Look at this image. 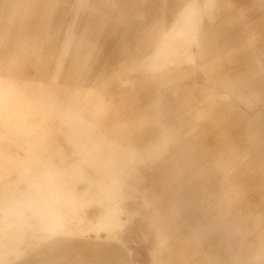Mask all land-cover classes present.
<instances>
[{
  "label": "crops",
  "instance_id": "obj_1",
  "mask_svg": "<svg viewBox=\"0 0 264 264\" xmlns=\"http://www.w3.org/2000/svg\"><path fill=\"white\" fill-rule=\"evenodd\" d=\"M60 2L0 0V91L10 93L13 97L12 111L6 109L0 97V203L7 197L8 190H13L14 199L27 194L32 197L34 187L62 190L56 193L61 205L57 207L56 215L67 225L72 219L69 218L67 208L68 196L63 190L124 188L123 210L126 222L115 239L78 238L67 241L58 235V240H51L40 247L37 239L36 244L30 243L25 250V264H72L74 250L82 251L81 258L78 257L80 264H135L132 251L128 248L130 242L152 245L150 264H160L161 260L165 264H264L261 213L240 212L243 199L248 194L254 199L258 198L248 201V209L261 204L259 194L263 183L260 185L259 177L261 163H264V145L260 144L264 140V88L260 77L264 79V34L259 32L260 43L254 53L251 71L238 73L237 70V73L231 75L232 68H228L236 62V54L241 49L223 54L222 45L219 55L213 58L206 45L215 33L209 30L205 21L212 22L215 17L213 10H224L226 0H186L177 3L175 0L174 7L177 9L173 11L175 15L171 18L172 23L166 26L161 20V24H153V31L147 35V39L136 38L140 40L130 54L131 63L123 61L119 64L128 73L138 74L135 79L123 81L117 75L116 80H120L123 87L127 88L126 93L119 94L112 87L111 78L98 74L94 79H89L90 73L84 72L94 68V52L100 50L97 42L91 39L95 29L92 12H100L98 7L113 1L76 0L71 21L56 24L55 10ZM166 2L161 0L162 4ZM136 7L138 12L144 11L143 7ZM197 7L200 10L198 15L197 11L194 15L188 13ZM235 8L238 13L252 14V20L246 24L230 26L232 21L227 17L218 22L221 24L219 27L227 25L264 30V0H237ZM88 10L92 12L88 13ZM238 17L231 20L238 22ZM34 19L37 21L33 22ZM257 40L258 36L250 31L247 41L253 45ZM50 43L57 46L58 53L43 58L41 54L44 46ZM199 44L205 45V51L203 58L198 54V64L190 57L183 61L184 56L189 55L193 48H199ZM31 53L40 62L34 65L40 79H32L25 71ZM192 55L195 56L194 52ZM222 55L228 56L224 58ZM43 59L45 61L41 63ZM213 59L219 62L215 69L212 68ZM201 60L204 63H200ZM185 63L191 65L181 72L180 68ZM49 69L50 73L47 71ZM198 69L205 74L210 86L188 84L183 89L180 87L178 92L188 95L173 98L172 106H168L167 110V113L177 117L176 109L182 108V103L184 108L188 106L193 116V122L189 125L192 135L184 136L177 128L163 127L162 121H159L162 114L158 109L159 95L155 97V105L152 107L139 105V98L145 100L149 97L147 92L151 86L177 84L189 79ZM213 76L221 79V88L212 84L210 78ZM229 78L237 83L234 92H252V98L246 100L248 107L261 108L259 113L252 116L251 128H246L244 115L237 114L235 121L230 122L237 125L240 137L245 138L247 145L259 152L258 157L248 161L249 166H259L251 169L248 166L245 172L249 173H238L239 176H233L231 180L230 170L232 173L237 170L230 165L235 163L237 152L241 155V149L237 145L229 147L227 143V157L225 151L214 153L215 147L206 142V137L211 136L215 140L220 132L227 137L231 134L229 128L221 127L215 133L206 124L204 127L201 124L206 122L204 118L209 115H214L212 118L215 120L229 114ZM244 78H251L253 89L244 88ZM86 82H90L91 86L85 87ZM140 92H144V95L139 96ZM200 92L207 94L204 101L198 102L195 99L201 96L195 95ZM219 108L225 109L228 114L221 110L224 115L218 116L219 111L216 110ZM153 125L162 130L159 138L151 136L155 132ZM40 126H44V133ZM60 139L66 142L69 152H65ZM175 143L179 147L182 162L177 176L170 174L165 183L157 178V174L152 175L150 180L149 172L162 170L161 167H153L177 160L179 156L173 154ZM246 150L248 155L249 148L246 147ZM211 172L226 174L219 178L218 174ZM46 174L51 175V181H41L39 184L38 180ZM247 175H251L248 183L243 182ZM176 177L185 178L186 184L195 187L194 192L181 193L180 196L186 197L205 195L209 192L211 181L215 179L220 183L225 178L228 186H223L219 194L231 197V200L225 203L221 200H196L195 203L199 205L191 210L189 204L192 201L176 200L182 187L181 184L173 183ZM148 179L152 182L150 192L143 187ZM122 182L125 183L123 187L120 186ZM212 203L216 205L210 206ZM193 210L197 214L196 219L189 215L184 223H180V219ZM213 210H216V214L211 217ZM100 215L99 209L94 207L77 213L73 219L95 222ZM247 219L253 221L258 238V245L250 256L244 251V243L236 251L225 243V237L231 234L229 229L246 234V224L243 222ZM229 221H232V228H229ZM65 230L68 231L67 228ZM39 232L35 234L36 238L46 236ZM149 235L153 236V243ZM211 241L214 242L213 246ZM89 251L96 254L82 255ZM171 257H177V262H171Z\"/></svg>",
  "mask_w": 264,
  "mask_h": 264
},
{
  "label": "rangeland",
  "instance_id": "obj_2",
  "mask_svg": "<svg viewBox=\"0 0 264 264\" xmlns=\"http://www.w3.org/2000/svg\"><path fill=\"white\" fill-rule=\"evenodd\" d=\"M113 2L108 5H103L100 8V12H92V20L94 23L93 33L91 35V39L93 38L94 41L97 42V48L100 50L94 52L95 60H93L94 68L91 70H84L85 73H90L89 79H94L97 77L98 74L106 75L108 78H111V85L119 94H123L127 92V88L123 87V85L119 82L120 80H128L132 78H137V73H128V71L122 67H120V63L126 61L127 63H131V52L135 48V44L139 42L140 39H136L139 37H143L147 39V35L153 31L152 25L157 23H162L166 26H169L172 23L171 18L173 17L174 9H177L175 4L177 1H186V0H167L166 4H162L161 0H112ZM237 0H226V6H224V10L217 11L213 10L215 14L214 19L212 22L205 21V25L208 26L209 30L212 33H215L208 42L206 43L208 50L213 54V58L219 55L221 51V46L223 45V54H227L234 49H241L239 53L236 54V62L232 66H229L228 70H230L231 75L237 73H247L251 71V67L253 68V57L254 53L257 51L256 48L259 46V32L264 34V30L253 29L250 27L246 28H237V27H230L232 25L237 24H246L249 20H252V14L250 13H238L236 12L235 4ZM133 3V4H132ZM77 5L76 0H61L60 4L57 6L56 14L54 21L56 24L64 23L71 21L74 16L75 6ZM141 6L144 8L143 12H138V7ZM174 7V8H173ZM173 8V9H172ZM197 11V15L199 14V8L197 7L196 10H193L192 15L194 12ZM88 10V13H91ZM176 13V12H175ZM165 14V16H163ZM245 14V15H244ZM239 16L238 22L234 19L236 16ZM228 17L230 26L227 27H219L221 26L218 23L221 20H226ZM153 20V22H151ZM37 20L34 19L33 22ZM155 21V22H154ZM149 25V26H148ZM213 26V27H209ZM218 26V27H217ZM249 26V25H247ZM100 27V28H99ZM254 32L258 36V40L253 42V45L247 41L248 33ZM248 32V33H247ZM183 30L181 33V37L183 38ZM182 40V39H181ZM183 41V40H182ZM199 48H193V50L189 53V55L184 56L182 59L183 61L188 60V58H193L195 60V64H198V54L201 56L205 51V45L199 44ZM55 48L56 50H52ZM194 52V55L192 53ZM57 46L54 43L46 44L44 46V50L42 52L43 58L51 56V54H57ZM12 55V53H9ZM228 55H222L221 57H227ZM220 57V58H221ZM27 67L25 68L26 73L33 79H40L38 75V70L34 68L35 64H39L40 62L35 59L33 53H31L28 57ZM196 58V59H195ZM203 58V55L201 56ZM209 59V57H208ZM203 60V59H202ZM199 61L200 63H204V61ZM45 60L43 59L41 63ZM219 62L212 60V68L215 69L216 65ZM191 64L185 63L181 66V72L189 69ZM247 67L249 69H247ZM203 68V67H202ZM258 68V67H257ZM48 73L51 72V69L47 70ZM117 75H119L120 80L117 79ZM236 76V75H235ZM205 74L198 69V71L191 75L189 79L182 80L177 84H166L161 86H151L149 91L147 92V99L143 100L139 98L141 101L139 105H142L144 108L152 107L155 105L154 102L156 101V96L159 95V105L158 108L162 111V114L159 118V121H162L163 127H174L180 130L183 135H192L189 125L193 122V119L190 115V108L186 106L183 107V103L181 104L182 108H178L177 117L174 114L167 113L168 106H172L173 98H178L180 95L183 97L185 94L178 92L181 90L180 87H185V85H206L210 86V82L206 81ZM212 84L216 85L217 88H221L219 77H212ZM218 82H217V81ZM91 81V80H89ZM260 81L262 82V88H264V79L263 76L260 77ZM244 88L245 89H253V82L251 78H244ZM228 94H231L229 98V114L225 109L219 108L217 109L218 116H221L223 113L221 110H225L228 115L225 117H218V119L212 118L214 115H209L205 117L206 122H202V126L204 124L210 129V131H215V133L221 130V127L229 128L231 134L227 137L223 135L221 132L218 134L219 136L217 139L212 140L211 136L206 137V142H208L214 148V153H218L219 151H225V147L227 143H229V147H234L237 145L241 149V155L237 152L234 156L235 163L231 164L230 167H234L237 172H229V180L233 178V176H239L238 173H249L245 172V170L249 166L248 161L254 160L256 157L259 156V152L255 151L256 148L252 147L251 145H247L245 138L240 137V130L236 128L237 125H233L230 123L231 120L235 121L236 115H244L246 128L252 127V116H255L261 108L259 106L255 108H250L246 105V100L248 98H252V92L246 91L245 93H236L233 90L236 89L237 83L232 81L229 78L228 83ZM85 87L91 86L90 82L84 83ZM258 93V92H257ZM207 94V93H206ZM204 92L196 93L195 96H201L195 100L204 101V97L206 95ZM264 94V92H262ZM144 95V92H140L139 96ZM188 95V94H187ZM185 95V96H187ZM0 97L3 98V102L5 104L6 109L8 108L9 111H12L13 104H12V94L0 91ZM220 100L221 98L218 97ZM225 99V98H223ZM227 99V98H226ZM206 102L202 103L205 104ZM241 105V107H239ZM238 106V107H237ZM155 108V107H153ZM215 112V111H214ZM224 115V114H223ZM264 115V114H263ZM264 120V116H262ZM204 121V120H203ZM217 123V125L215 124ZM154 133L151 136L159 138L161 136V129H158L156 125H153ZM204 127V126H203ZM40 129L44 133V126H40ZM39 129V130H40ZM250 130V129H249ZM247 129V131H249ZM40 132V131H39ZM251 132V130H250ZM146 136H149L148 133H144ZM251 135V134H250ZM189 137V136H188ZM264 137V136H263ZM63 139H60V143L65 147V152H69V149L66 145V142H62ZM48 140H44L46 142ZM233 141V142H231ZM260 143V142H259ZM264 145V140L260 143ZM258 144V145H260ZM184 144H182L183 146ZM246 147L249 148V154L247 155ZM251 148V150H250ZM258 148V147H257ZM245 150V155L244 151ZM211 150V149H210ZM179 147L175 143L173 147V154L177 157V160L171 164H160L153 168H160L161 171L157 172H149V179L152 180L153 176L157 174V178L162 182L165 183L167 178L170 174H175L177 176L178 170L180 169V155L178 153ZM227 151H225L224 155ZM247 155V156H246ZM259 164L255 166L250 165L249 168L258 167ZM210 174H218L219 178L226 174V172H211ZM251 175L246 176V180L243 182H247ZM52 179L51 175L46 174L44 178L38 180V183L41 184V181L50 182ZM147 180L144 183V188L147 189L148 192L152 190V182ZM260 185L263 183L260 193L261 196V204H258L257 207H251L248 209V201L249 200H257L258 198L254 199L251 194H248L246 198L243 200V205L240 207V212L243 213H252V212H260L261 213V221L260 227L264 228V163H261V170H260ZM224 182V183H222ZM218 183L215 179L211 181L209 192L205 195L200 197H186L180 196L181 193L187 192H194L195 187H192L190 184H186L185 178L179 179L176 177L175 181L173 182L175 185H182L180 189V194H177L176 200L180 201H192L191 210L197 208L199 205L195 203L196 200H210L211 202L222 201L223 203L231 200V197L225 196L223 194H219L220 190L223 186H228L224 180ZM222 183V185H221ZM125 183H120V186H124ZM37 186V185H36ZM32 190V197L27 195H22L20 198L14 199V192L13 190H8L7 197L3 199L0 203V264H8L12 262L25 264L27 261V257L25 254V250L28 249L30 243L34 245L37 239H39V247L43 244H48L51 240H58L56 237L58 235H62L63 239L67 241H73L78 238L86 239V240H94L99 238H112L115 239L116 236L122 231L125 227L126 216L123 210V202H124V188H116L113 190L110 189H74L69 188L67 190H63V192L68 196V203L67 208L69 212V218L71 221L64 223L59 219V216L56 215L57 207L61 206L59 200L57 199V191L61 192L62 190L56 189H46V188H37ZM179 192V191H178ZM256 192V196H258ZM219 194V196H217ZM61 196V195H60ZM59 196V197H60ZM28 197V199H26ZM259 197V196H258ZM216 204L212 203L210 206H214ZM65 206V204L63 205ZM208 206V205H207ZM238 206V205H237ZM99 209L101 215L95 222H90L83 219H76L73 218L76 216L77 213L85 212L90 208ZM2 208V209H1ZM257 209V210H256ZM193 211L184 215L180 219V223H184L189 215L192 219H196V215ZM171 212V210L169 211ZM42 213L45 215L40 216ZM216 210H213L210 216H215ZM243 223L246 224L247 232L245 235L240 233H236L233 229H229V236L225 237V240L233 251L241 248V245L244 243V251L247 256L253 254L254 248L258 245V238L255 235V228L254 223L252 220L244 221ZM238 226V225H237ZM236 226V227H237ZM40 227V228H39ZM233 224L232 221H229V228H232ZM68 231H64L66 229ZM39 230L44 233L46 236L41 238H36V233ZM64 231V232H62ZM146 232L152 234L151 231L146 230ZM40 233V232H39ZM151 243L154 242L153 236L149 235ZM121 243V240H119ZM212 246L214 242L211 241ZM224 243V244H225ZM36 244V243H35ZM115 247V245H112ZM211 246V245H210ZM128 248L132 251V259L135 264H150V257L149 253L152 248L151 244L148 243H128ZM211 248V247H210ZM82 251L74 250L73 252V259L72 264H80L78 263L81 256ZM96 252H86L82 253L84 256H93ZM80 257V258H78ZM164 261L161 260L160 264H163ZM246 264V263H245Z\"/></svg>",
  "mask_w": 264,
  "mask_h": 264
},
{
  "label": "bare ground",
  "instance_id": "obj_3",
  "mask_svg": "<svg viewBox=\"0 0 264 264\" xmlns=\"http://www.w3.org/2000/svg\"><path fill=\"white\" fill-rule=\"evenodd\" d=\"M184 13V12H183ZM189 14H191V13H193V10H191L190 12H188ZM186 14V13H185ZM189 16V15H188ZM183 17V16H182ZM182 19V18H181ZM185 19V18H184ZM186 20V19H185ZM182 21V20H181ZM187 21H189V19L187 20ZM184 23V22H183ZM177 257H171L170 258V261L171 262H177ZM163 264H165V262L163 263ZM172 264V263H171Z\"/></svg>",
  "mask_w": 264,
  "mask_h": 264
}]
</instances>
